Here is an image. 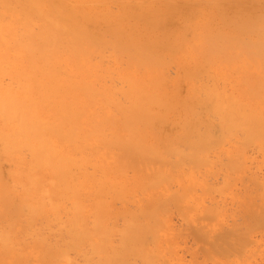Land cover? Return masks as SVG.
<instances>
[{"label":"bare ground","instance_id":"obj_1","mask_svg":"<svg viewBox=\"0 0 264 264\" xmlns=\"http://www.w3.org/2000/svg\"><path fill=\"white\" fill-rule=\"evenodd\" d=\"M248 148L264 153V0H0V264H182L167 216L189 199L185 219L222 215L202 253L243 264L264 236ZM232 176L233 208L191 192Z\"/></svg>","mask_w":264,"mask_h":264},{"label":"rangeland","instance_id":"obj_2","mask_svg":"<svg viewBox=\"0 0 264 264\" xmlns=\"http://www.w3.org/2000/svg\"><path fill=\"white\" fill-rule=\"evenodd\" d=\"M257 4L258 5L263 4V1H258ZM174 72H175V69L172 67V69L169 70V73H170V75H174ZM6 164H8V163H6ZM6 164L2 163L1 167H2L3 172L5 170H7L5 168L9 167V165L7 166ZM246 166H247V170H248L245 173L246 176H249L250 175L249 173H253L256 177H258L257 178L258 180H260V179L263 180L264 179V153H262L261 151H257V150L255 151L252 148H248L246 150ZM220 173H221L220 171L219 172L217 171L216 172L217 175H214L212 177H205V178H206V180L208 181L209 184L213 183L214 186L215 185L217 186L218 184L222 183L221 182L222 175ZM231 178L234 181H232L230 179L232 185H230L229 187L226 188V190L221 192V193H223V195H220V193H218V194L217 193H213V191L215 192L217 187L216 188L214 187L215 190H212V192H208L206 195L205 194L202 195L203 193L202 194L200 193L201 190H199V189L197 190V188L194 189V190L192 188L191 192H195L196 195L199 194V196L201 197V203H200L201 206H206L207 207V206H210L211 204H213L215 201L216 202L222 201L220 203H222L224 206H225V203H226V205L228 204L227 206H225L226 208H233L234 206L231 204L230 198L233 195H235V194H232V193L239 194L240 192H238V191H240L242 189L241 188L242 186H241V179L240 180L239 179H235L236 177H234V176H232ZM172 190H176L177 191L176 186H173ZM195 193L194 194L191 193V194L195 195ZM222 196H223V198H219V197H222ZM204 197L206 199H204ZM228 197H230L229 201L227 200ZM218 199H220V200H218ZM221 199H223V200H221ZM224 199L227 200V201L224 202L225 201ZM117 205H119V204L117 203ZM187 205H188V207H187ZM193 205H194V200L189 199L187 201V203H184V205L182 207L179 208V205H178L177 207L179 209L176 207L177 210L175 209V211H174L175 207L173 206V209H171L172 211L170 210V212L168 214V216H170V217L167 216L168 221H169L170 232L172 233V235L177 232V235L176 234L173 235V238L170 236L169 233H167V235H166L167 237H169L168 239H170V240H166L165 244L167 246H169L170 248H172V249H170L171 251L176 248L174 250V252H172L171 256L169 255L171 253V251L169 250V252H168L169 258L171 260H172V258L175 259V260L180 258V260L184 261V262L181 261L182 264H194V263L195 264H218V263L220 264L221 262L223 264V261L225 260V259H223L224 255H219L218 256V254H216L214 252H208L209 255L207 256V255L204 254V252L202 253L203 250H201L204 245H202V247H201V245H199V247L197 246L198 244L201 243V241L198 242L199 240H201V239H205L206 240V238L209 235V234H205V233H207V229L205 228L206 225L207 224L209 225V223L213 224V225L214 224H216V225L220 224L221 223L220 221L222 219V215L218 216L217 214H213L212 217L207 219L206 217H204V218H203V216L201 217V215H199L198 211L194 210V211L191 212V218L185 219L184 213H186L187 208L190 209ZM229 205H230V207H228ZM181 213H183V215ZM231 220H232V218L228 217L226 219V221H227L226 224L229 225ZM185 223H188V225H186ZM220 226L221 225H219L217 227H220ZM174 229L175 230L179 229V230L174 232ZM196 230L198 232V233H196V234H198L197 236L199 237V235H200L199 239H197V236H195L194 239H193V236L196 235V234H194V232ZM204 230H206V231L204 232ZM199 232L202 233V235ZM258 233H259V235H258ZM178 234H180V235H178ZM252 237L256 238V240H260L262 242L263 245L261 247H259V249L261 250L260 251L261 254L252 255L249 258L246 257V258L249 259L248 261L245 260V256H243L244 259H241V260H242V262L245 261L243 264H264V261H263V258H264V254H263L264 253V236L263 235L261 236V231H255V233H254V235ZM205 240H202V242H204ZM169 241L171 243H169ZM178 244H180V245H178ZM194 252L197 253V254H195ZM175 254H176V256L178 255L177 257H179V258H175ZM192 260H193L194 263L192 262Z\"/></svg>","mask_w":264,"mask_h":264}]
</instances>
